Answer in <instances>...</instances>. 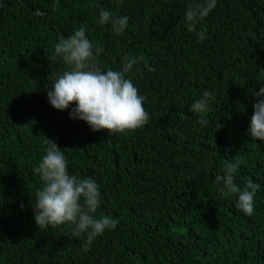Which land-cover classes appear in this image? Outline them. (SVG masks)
<instances>
[{
	"label": "trees",
	"instance_id": "1",
	"mask_svg": "<svg viewBox=\"0 0 264 264\" xmlns=\"http://www.w3.org/2000/svg\"><path fill=\"white\" fill-rule=\"evenodd\" d=\"M195 3L0 0V264H264V142L246 135L251 94L264 86V0H217L193 32L185 13ZM101 8L129 18L123 35L98 23ZM81 27L103 49H94L102 71L121 70L125 55L144 58L126 74L145 97L144 127L93 132L48 102L71 70L55 45ZM206 90L214 99L201 123L189 109ZM46 137L71 174L99 185L96 215L119 220L87 251L70 224L34 222ZM235 161V183L261 186L251 216L215 181Z\"/></svg>",
	"mask_w": 264,
	"mask_h": 264
},
{
	"label": "clouds",
	"instance_id": "2",
	"mask_svg": "<svg viewBox=\"0 0 264 264\" xmlns=\"http://www.w3.org/2000/svg\"><path fill=\"white\" fill-rule=\"evenodd\" d=\"M216 6L217 0H197L190 6L185 13L189 31L196 32L197 25ZM98 23L110 24L115 34L123 35L129 18L116 16L101 8ZM206 34L207 29L201 28L198 42H202ZM94 49L96 54L103 51L88 39L84 27L67 37L61 34L55 45V54L70 65L71 70L59 76L52 89L48 90V102L59 111L71 109L69 118L84 121L93 132L107 130L109 135L127 134L144 127L150 120V114L144 107L145 97L139 94L132 80L126 78L133 66L144 58L125 55L121 70L102 71L95 64ZM251 95L254 98L253 115L246 135L251 140L264 142V86ZM211 99H214L213 93L206 90L190 106V111L201 114V123H205L204 114L211 111ZM45 143L46 154L34 168L43 185L34 201L31 200L34 222L38 228L70 224L73 236L86 235L84 247L87 251L98 236L106 230L115 229L119 220L109 215H96L102 200L99 185L92 178L71 174L61 148L47 137ZM239 167V161L226 163L223 174L217 175L215 181L221 185L219 191L223 195L235 194L238 197L237 207L251 216L254 197L261 186L252 178H248L243 188L235 183Z\"/></svg>",
	"mask_w": 264,
	"mask_h": 264
}]
</instances>
